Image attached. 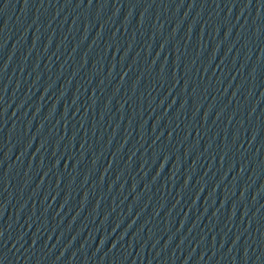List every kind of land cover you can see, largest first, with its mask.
Masks as SVG:
<instances>
[{"label": "water", "instance_id": "1", "mask_svg": "<svg viewBox=\"0 0 264 264\" xmlns=\"http://www.w3.org/2000/svg\"><path fill=\"white\" fill-rule=\"evenodd\" d=\"M0 264H264V0H21Z\"/></svg>", "mask_w": 264, "mask_h": 264}]
</instances>
